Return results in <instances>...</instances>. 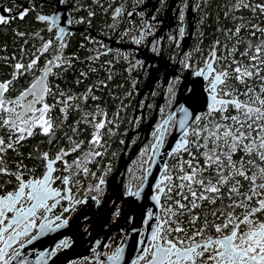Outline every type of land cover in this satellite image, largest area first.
Here are the masks:
<instances>
[{
	"label": "snow or ice",
	"instance_id": "6c2138e0",
	"mask_svg": "<svg viewBox=\"0 0 264 264\" xmlns=\"http://www.w3.org/2000/svg\"><path fill=\"white\" fill-rule=\"evenodd\" d=\"M240 3L243 4V0ZM243 6L264 14V0L255 7ZM26 14L27 10H23L17 15L23 19ZM38 19L50 18L40 16ZM8 22V18L0 15V24ZM251 27L255 29L251 33L253 37L257 32L264 34V29L257 25ZM240 31L237 27L233 35ZM50 45L51 41L45 43L42 51L47 52ZM39 59L36 56L27 65L17 62L13 79L0 82V128L19 133L15 141L10 138L7 144L0 138V154L14 149V144L20 143L26 135H33L36 127L45 135L53 132L48 116L53 105L45 103L44 98L53 94L46 80L52 67L58 68L60 64L49 60L43 75L36 77L29 88L15 99L6 97L13 80L33 71ZM55 60H60V56ZM221 60L224 64L217 71L214 65L219 66ZM196 74L208 80V111L195 116L191 124L185 113L179 122L185 139L176 145L175 151L182 150L190 159L180 157L175 178L165 177L171 201L164 209L167 217L153 230L151 243L142 249L147 255L142 254L139 260L147 259V264H264V39L248 41L243 52L234 46L227 56H218L214 48L205 69ZM29 96L32 99H27ZM72 99L67 97L61 102L62 112L71 107ZM37 104L42 106L37 108ZM89 115L86 113L85 119ZM95 119L92 116V120ZM95 128L97 132L90 143L99 144V130L105 128V122L95 123ZM78 148L79 144L71 151ZM68 154L62 151L51 160L48 153H44L47 172L42 179L26 182L22 175H16V191L0 196V240L5 245L0 248V264H9L5 258L7 248L35 226L30 217L36 215L37 209L48 210L47 201L61 195L51 187L53 165ZM4 163L0 155V173L7 174ZM63 183L67 185L69 179L65 177ZM156 199L159 201V196ZM25 200L32 202L30 207L23 206ZM9 213H13L11 218ZM185 223L188 227H184ZM5 233H9L6 240ZM122 251L117 249L108 259L118 261Z\"/></svg>",
	"mask_w": 264,
	"mask_h": 264
},
{
	"label": "trees",
	"instance_id": "16d2710c",
	"mask_svg": "<svg viewBox=\"0 0 264 264\" xmlns=\"http://www.w3.org/2000/svg\"><path fill=\"white\" fill-rule=\"evenodd\" d=\"M87 1L89 0H80L79 5L84 7ZM261 2L262 0H243V4H250L253 7ZM243 4L240 0L199 1L190 49V56L195 62H200L214 47L219 56H227L234 46L239 52H243L248 41L258 42L264 39V34L261 32H257L255 37L251 35L255 30L251 25L264 28V14L259 10L253 12ZM93 11L95 17L92 24L96 26V16H101V13L97 7H94ZM237 27H240L241 31L233 35ZM34 30L35 19L32 15L20 20L16 17L6 24H0V82L13 79L14 65L17 62L27 65L36 56L40 57L33 71L13 80L6 97L15 99L32 84L30 81L39 74L40 69L46 67L49 60H53L60 64V67L53 66L52 73L48 76L47 85L52 89L53 94L46 96V103H51L55 96L63 93L72 94L73 100L69 102L71 107L63 112L57 105L51 109L48 116L53 124L52 134L45 135L39 127H36L33 129V135L25 134L26 138L14 144V149H7L0 154L5 161L3 166L7 168V174L0 173V184H2L0 186L4 187L1 193L15 188L16 174L22 175L23 178H35L41 175L46 162L43 159L44 153H48V157L51 158L58 150H72L77 144L79 148L68 152L65 159L70 160L81 153L84 165L71 173L74 180H82L84 184L93 182L94 177L102 169L115 168L129 121L135 111V84L131 85V80L138 77L140 70L129 66L128 57L123 55L124 52H119L115 56L85 60L84 47L79 45L80 40L83 39L81 32L71 35L68 43L61 44L63 45L61 48V45L55 44L48 34L35 40V37L29 35ZM49 41L51 45L48 51L43 52L44 44ZM217 41L220 42L219 45L216 44ZM36 45L40 46L37 51H35ZM57 55L60 56V60H55ZM104 59H108L112 64L110 68L107 67L106 62L104 63ZM220 64L223 66L224 61L221 60ZM96 107L104 110L100 121L105 122V128L99 130V144L90 143L97 132L95 122L92 121V111ZM86 113L91 114L87 119H85ZM113 120H117V124L113 123ZM3 129L5 128L0 129V138H3L6 144L10 142V138L11 141H15L19 135L10 134ZM97 152L100 155H95ZM182 154L187 155L185 152ZM171 160L173 159L170 158L169 161ZM62 164L63 161H58L55 165L56 170H60ZM85 168L87 171L84 170ZM184 225L188 227L187 223Z\"/></svg>",
	"mask_w": 264,
	"mask_h": 264
},
{
	"label": "water",
	"instance_id": "95a60500",
	"mask_svg": "<svg viewBox=\"0 0 264 264\" xmlns=\"http://www.w3.org/2000/svg\"><path fill=\"white\" fill-rule=\"evenodd\" d=\"M178 1L169 0L163 20L167 16L168 18L166 23L162 24V29L170 28L173 25L174 15L171 11ZM190 10L191 5L189 4L186 16L190 28L183 35L181 42L182 51L188 49L193 33V21L191 19L193 12ZM15 13L13 12V14ZM58 15L61 18L55 19V24L60 22V30L63 29L64 33L70 27L77 30L82 29V27L70 25L66 20L63 21V18L69 15L67 11L58 12L56 16ZM150 16L151 11H148L146 13L147 23ZM47 17L50 18L51 16ZM120 46L123 48L129 47L127 44H120ZM145 52L144 50L142 57L139 59H144V62L149 66L143 81L140 84L136 83L134 87L136 100L133 116L142 98H144L142 110H145L149 102L147 95L153 91L157 81L160 80L161 86H163L165 78L175 74V65H173V68H169V63L167 60L162 61L163 57L160 54L156 55L147 51V55H145ZM158 70L162 72L161 76L160 74L155 75V72ZM189 72L190 70L187 69L185 79L179 84L170 108L160 120H158V108L163 102L162 90L155 100V106L150 117L146 120L142 119L137 128H129L127 130L122 148L116 159L115 168L111 171L108 178L102 180L106 184V192L102 201L98 202L95 198L85 199L81 208L70 220L63 219L60 213L50 216V213L57 208L59 201H69L71 199V187L69 183L65 184L64 189L56 188L51 184V187L59 191L61 195L49 199L51 200L50 203L49 200L47 201L48 210L41 212L40 209H37L36 215L40 216L38 222L35 221V216L30 217L35 226L30 227L27 234L18 237L12 242L11 247L7 248V252L10 249H14L11 257L8 259L9 264H74L76 260L93 261L94 259H98L100 264H147V259L139 260V257L142 254L146 255V253H142V249L151 243L153 230L164 220L160 218L164 192H160L159 189L166 188L164 179L168 176L166 173L167 161L176 153V145L182 139H185L179 122L184 119L185 113H187L189 117L188 123L191 124L192 119L198 113L208 110L210 103L208 92L206 91L208 80L204 76H198L196 73L199 71L194 72L190 78L188 77ZM43 73L44 71L39 76L43 75ZM141 77L143 76L140 71L138 77L133 82L140 80ZM29 87L30 85L27 88ZM27 99L30 100L32 97L29 96ZM170 120L173 121L172 129L166 134ZM155 131L156 135L150 145L142 183L136 190H129L127 193H123L122 183L127 165L141 145L149 140ZM134 134H139V136L130 144V139ZM56 156L49 157V159L55 160ZM56 163L53 165L55 170ZM46 165L47 161L41 175L35 178H28L25 181L42 179L47 172ZM54 172L52 173V177ZM17 187L18 185L13 191L0 194V196L10 192L14 193ZM157 196H159V201L156 199ZM31 203L30 201H24L23 206L26 208L30 207ZM117 203L120 204L118 214L113 221L108 223ZM66 208H68V205H66ZM12 215L13 213H9V218ZM86 224H88V227L83 229V226ZM122 231L124 232L123 243L114 246L111 253L103 255L102 250L105 248L110 235L112 233L120 234ZM8 235L9 233L4 234L5 240L8 238ZM22 237H26V239L20 241ZM58 246L61 247L59 250L57 249ZM3 247H5L4 242L0 240V248ZM117 249L123 250L120 259L118 261L109 260L108 258L113 256Z\"/></svg>",
	"mask_w": 264,
	"mask_h": 264
},
{
	"label": "flooded vegetation",
	"instance_id": "af4514ba",
	"mask_svg": "<svg viewBox=\"0 0 264 264\" xmlns=\"http://www.w3.org/2000/svg\"><path fill=\"white\" fill-rule=\"evenodd\" d=\"M199 1L200 0H188L187 4V6L189 4L191 5L190 11L193 12V17L191 18L193 21V33L189 41L188 49L182 51L181 46L183 35L186 34L190 28L189 21L187 20L186 16V20L182 22L180 27V38L179 46L176 49L177 51L168 54H165L161 51L158 52L163 57V59H161L162 61L168 60L170 63L169 68H173V65H175V74L171 77H166L165 84L163 86H161L160 80L157 81L153 91L147 95L149 102L147 103L145 110H142L144 106L143 101L142 107L137 108L135 115L132 116L133 118L137 115L140 117V121L142 119H148L153 112L155 100L161 90L163 91V102L159 105V108L162 104L167 102L170 108L172 104V94L174 93L175 96L179 84H181V82L185 79L187 69L190 70V74L188 75L190 78L193 76L194 72L205 69L206 62L210 58V53L205 54L200 62H195V60H193L190 56L191 42L195 31L194 21L195 18H197ZM168 2L169 0H166L164 4L162 0H143L140 3H138L137 0H89L83 5L84 7H81L79 5L80 0H0V15H4L10 22L16 17L17 20H20L17 14L23 10H27V14L24 16V18L28 15H32V17L35 19V30L29 35L31 37H35V40H38V38L48 34L51 40L57 45L67 44V41L71 35L75 34L76 32H81L83 34V39L80 40L79 45L84 47L83 59L85 60L101 58L104 56L108 57L109 55L115 56L118 55L119 52H126L127 50V54H131L134 58H136V60H133V58H131L132 56L130 59L128 58L129 66L132 69H139L143 76L141 79H144L146 75L144 72L147 71L148 64L143 61L144 59L139 61V58L142 57L144 50L146 51L145 55H147V51H149L148 47L151 45L153 39L151 29L153 28L152 30L155 31L156 37H158V35L161 34V32L165 29H162L161 26L163 23H166L168 18L167 16L166 19L163 20ZM94 7H97V10L101 13V16H96V26L92 24L93 18L95 17L93 15ZM61 11H67L69 14L63 18V21L66 20L70 25L82 27V29L77 30L70 27L65 33L64 31H61V23L58 22L55 24V22H53V19L55 21V19L61 18L60 15L56 16V14ZM148 11H151V16L149 22L147 23L146 13ZM13 12L16 13L13 14ZM40 16L51 17L47 21H41L38 19ZM174 24L175 17L173 16V25ZM138 27L139 32H145L149 30L150 33L146 37L144 47H142V45L134 44V37H136ZM170 28H166L167 31H169ZM126 35L128 36V41L124 42ZM120 44H127L129 47L123 48L120 46ZM36 47L37 49L35 48V51H37L40 46L36 45ZM214 48H212V50ZM135 53L138 54L139 58L137 55L135 56ZM72 57L73 56H70V58ZM137 60L138 62H136ZM182 60L183 62L181 63ZM103 61L104 63H107L106 65L108 68L111 67L112 64L109 63L108 59H104ZM214 66H216L217 71H219L221 64L219 66ZM141 79L138 81L139 84L143 81ZM133 81L134 79L131 81V84L136 85V82ZM162 117L163 116H160L158 112V118L161 119ZM138 136L139 134L137 135V138ZM166 173L168 176H170L168 171H166ZM16 175L14 178L15 180ZM23 179L26 180L28 178ZM17 185L18 181L16 180L15 188ZM3 188V186H0V194L8 192L5 191L4 193H1ZM15 188L9 191H13ZM78 264H88V261L80 260Z\"/></svg>",
	"mask_w": 264,
	"mask_h": 264
},
{
	"label": "rangeland",
	"instance_id": "374dc122",
	"mask_svg": "<svg viewBox=\"0 0 264 264\" xmlns=\"http://www.w3.org/2000/svg\"><path fill=\"white\" fill-rule=\"evenodd\" d=\"M143 0H137L138 3L142 2ZM166 0H162L163 4L165 3ZM239 1V0H238ZM178 4V5H177ZM171 13L174 15L175 17V24L173 26H171L170 30L167 31V29L165 28L161 34L158 35V37H156V34H155V31L151 29V32H152V42H151V45L148 47V50L149 52L153 53V54H156L161 51L165 54H168V53H171V52H176L178 46H179V34H180V27H181V24L182 22H184L186 20V8H187V4H188V0H179L178 3H177ZM166 5V4H165ZM264 29V28H263ZM149 30L148 31H145V32H139V27L137 28V34H136V37H134V44L135 45H142V47H144V43L146 41V37L149 35ZM126 39L124 40V42H127L128 41V36L126 35L125 36ZM126 50V49H125ZM127 50L126 52H124V56L125 57H128L130 59V57L132 56L131 54H127ZM160 54V53H158ZM137 55V57L139 58L138 54L135 53V56ZM161 55V54H160ZM162 57V56H161ZM133 58V60H136V58H134L133 56L131 57ZM139 61H142L139 59ZM144 61V60H143ZM138 62V60L136 61ZM168 62V60H167ZM183 62V60L181 61V63ZM169 63V62H168ZM170 64V63H169ZM149 66V65H148ZM46 67H42L39 72L38 75H36L32 81H30V84L33 83V81L36 79L37 76H39L44 70H45ZM52 73V72H51ZM144 74H146V72H144ZM158 74H160V76L162 75V72L160 70H158L157 72H155V75L157 76ZM132 81V80H131ZM139 81V80H138ZM137 81V82H138ZM139 84V82L137 83ZM132 85V84H131ZM47 96V95H46ZM46 96L44 98V102L46 103ZM67 97H72V94H65L63 93L62 95H59V96H55L53 101L51 103H49V105H53L52 108H54L56 105L58 106V108L61 110V108L64 107L63 103H61L62 101H64L65 99H67ZM144 98H142L139 102V106L138 108H141L142 107V104H143V100ZM73 100V99H72ZM72 100L70 102H72ZM42 105L41 104H37L36 107L39 108L41 107ZM51 108V109H52ZM169 108V104L168 102L167 103H164L160 106L159 108V115L161 116H164V113L168 110ZM17 111H19V108H17ZM102 111L104 112V110H102L101 108L99 107H96L94 108V110L92 111V114H99V113H102ZM208 110H205L204 112H201V113H198L197 115H201V114H205ZM50 114V112H49ZM48 114V115H49ZM117 115V114H116ZM196 115V116H197ZM217 119H219V116L216 117ZM159 119V118H158ZM160 120V119H159ZM100 120H98L97 122H99ZM140 122V117L139 116H135L134 118L131 117V120L129 121V124H128V127H127V130L129 128L131 129H135L137 128L138 124ZM207 121H204V123H206ZM113 123H116L117 124V120H113ZM116 124H114L116 126ZM172 124H173V121L170 120L169 124H168V127H167V130H166V134H168L171 129H172ZM196 125H193V127H195ZM5 132H9L10 134L12 133L9 129L5 128L4 129ZM41 130V129H40ZM19 134V133H18ZM137 135H132L131 139H130V144L136 140L137 138ZM156 135V131L151 135V137L149 138L148 141H146L145 143H143L141 145V148L139 150V153H138V158L136 159V161L134 162V165H133V172H137L138 170H142L145 166V164L147 163V158H148V155H149V149H150V145L154 139ZM190 139V137H189ZM93 146V145H92ZM62 150H67V149H62ZM62 151H57V154H61ZM183 151L181 150L180 153H174L172 156H171V161H167V171L168 173L170 174L171 177L175 178L177 172H178V169H179V164L177 163L178 159L180 157H183L184 159H190V157L188 155H183L182 154ZM71 160V159H70ZM70 160H66V159H63L61 161H65V166H64V171H68V172H71V171H75L74 169L76 168H79V167H82L83 165H76L74 162L70 161ZM72 162V163H71ZM86 169V168H85ZM79 180V179H78ZM178 182V181H177ZM168 194L167 193V188L165 189L164 193H163V196H162V204H161V209H160V218L161 219H166L167 217V214L165 213L164 209L167 208L170 204H171V201H168ZM117 205H120V204H117ZM116 206V205H115ZM110 223V222H108ZM87 227H88V224H86ZM173 227H175V225H173ZM185 227V225H184ZM88 233V232H87ZM175 235V234H174Z\"/></svg>",
	"mask_w": 264,
	"mask_h": 264
},
{
	"label": "built area",
	"instance_id": "2783aa9c",
	"mask_svg": "<svg viewBox=\"0 0 264 264\" xmlns=\"http://www.w3.org/2000/svg\"><path fill=\"white\" fill-rule=\"evenodd\" d=\"M173 97L171 99L174 100V93L172 94ZM104 112L102 113H97L92 116H95L96 119L92 120L93 122L97 123L98 120L103 118ZM148 141V140H147ZM76 148V147H75ZM91 149H94L95 147H90ZM141 148V147H140ZM138 149L137 153L135 156L132 158V160L129 162L127 165L125 172H124V179L122 183V191L123 193H127L129 190L134 191L136 190L140 184L143 181L144 174H145V167L147 163L145 164L144 168L142 170H138L137 172H133V165L136 159L138 158ZM59 151V150H58ZM60 151L63 152H70L71 150L65 151L60 149ZM66 156H64L63 159H65ZM136 158V159H135ZM70 161L74 162L76 165H83V159H82V154L80 153L77 157L72 158ZM65 161H63L62 167L60 170H55L53 174V183L52 185L56 188H65V184L63 183V179L65 177H68L69 179V185L71 187V199L69 201H64L61 200L58 202L57 208L50 213V216H54L57 213H60V216L65 219V220H70L81 208L82 203L85 199H90V198H95L97 199L98 202L102 201L104 194L106 192V184L99 182L100 180H105L106 178L109 177L111 171L113 170V167H108L107 169H102L101 172L94 177L93 182H87L86 184L83 183L82 180H74L73 173L64 171V166H65ZM71 162V163H72ZM166 189V188H165ZM51 200H49L50 203ZM26 202V200H25ZM119 204V203H117ZM114 207L112 214L110 216L109 222L113 221L117 214H118V208L119 205ZM66 205H68V208L65 209ZM41 212H44L45 209H40ZM40 220V216L35 215V221L38 222ZM87 225L83 226V229H86ZM124 232L122 231L120 234L117 233H112L107 240V244L105 248L102 250L103 255H107L111 253L112 249L116 245H121L124 240ZM26 237H22L20 241L25 240ZM19 241V242H20ZM68 245V242H67ZM61 247L58 246L57 249L59 250ZM14 252V249H10L7 252V256L5 258L9 259ZM147 255V254H146ZM80 260L74 261V264H78ZM88 264H100L98 259H94L93 261H88Z\"/></svg>",
	"mask_w": 264,
	"mask_h": 264
}]
</instances>
